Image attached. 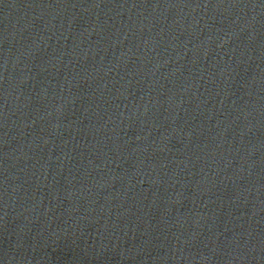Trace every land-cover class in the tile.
I'll use <instances>...</instances> for the list:
<instances>
[{"label": "water", "instance_id": "1", "mask_svg": "<svg viewBox=\"0 0 264 264\" xmlns=\"http://www.w3.org/2000/svg\"><path fill=\"white\" fill-rule=\"evenodd\" d=\"M0 264H264V0H0Z\"/></svg>", "mask_w": 264, "mask_h": 264}]
</instances>
